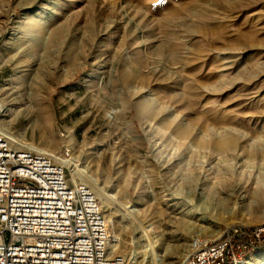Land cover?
I'll return each instance as SVG.
<instances>
[{"label": "rangeland", "instance_id": "obj_1", "mask_svg": "<svg viewBox=\"0 0 264 264\" xmlns=\"http://www.w3.org/2000/svg\"><path fill=\"white\" fill-rule=\"evenodd\" d=\"M225 1L0 0V127L75 167L114 254L129 258L136 211L159 243L136 264H181L194 238L264 225V2Z\"/></svg>", "mask_w": 264, "mask_h": 264}, {"label": "built area", "instance_id": "obj_2", "mask_svg": "<svg viewBox=\"0 0 264 264\" xmlns=\"http://www.w3.org/2000/svg\"><path fill=\"white\" fill-rule=\"evenodd\" d=\"M16 145L0 128V264H130L111 251L115 238L92 190L59 161ZM263 245L264 225L194 238L181 264H244Z\"/></svg>", "mask_w": 264, "mask_h": 264}, {"label": "bare ground", "instance_id": "obj_3", "mask_svg": "<svg viewBox=\"0 0 264 264\" xmlns=\"http://www.w3.org/2000/svg\"><path fill=\"white\" fill-rule=\"evenodd\" d=\"M240 1H242V0H226L225 2H226V4L224 5L225 6V8H229V9H240V6H239V4H240ZM246 2H247V4L246 5H249V6H253V5H256V4H258V3H260V2H264V0H245ZM58 6V4L55 2V3H53V7L54 8H56ZM199 10L198 12H196L197 10ZM182 10V9H181ZM184 10L189 14V15H192L193 17H195L196 19H198V20H201V19H203L204 18V16H205V13H206V11H205V5L204 4H199V3H192V4H190L189 5V7H185L184 8ZM183 11V10H182ZM174 13H175V11H174ZM170 15V14H169ZM39 16V15H38ZM250 22V21H249ZM250 27H251V29L247 32V34H241L240 32H239V34L237 35V43H241V42H243L244 41V39H248V40H253V39H255L256 37V32H257V30L254 28V25L253 24H251L250 25ZM247 29V28H246ZM167 35V34H166ZM169 35V34H168ZM167 38V37H166ZM169 38V37H168ZM167 38V39H168ZM170 41V40H169ZM170 50L172 51L173 49H172V47H170ZM1 128V127H0ZM2 130H4L3 128H1ZM188 132H189V130H188V128H183L181 131H180V134L181 135H188ZM41 138L43 139V140H45L46 139V135H41ZM224 143H225V141H224ZM226 144V143H225ZM45 155V154H44ZM60 163H62L63 165H65L66 167H69V168H74L73 170H72V168H71V170L73 171V173L74 174H78L79 172L75 169V167L74 166H72L70 163H69V161H63V160H60L59 161ZM129 209V208H128ZM135 214H136V211L134 210V209H129V210H127L126 211V213L124 214V215H126L125 216V219L127 220V222L129 221L130 223H131V225H133V226H135V230L137 231V234H138V236H137V238H135V236L132 238V241L130 242L129 241V243H128V245H129V248H128V251H130L129 252V262H130V264H136L137 263V261H138V259H139V257H138V254H137V252H136V249H138L139 247H140V245L143 247V249H145L146 250V254H147V256L148 257H158V254H156V248H157V246H158V240H156V239H150L149 241H147V242H144V238L143 237H145V235L146 234H148L149 235V232H150V228L148 229L147 227H149V226H143L142 224H140L137 220H136V218H135ZM151 233V232H150ZM150 235H152V234H150ZM147 238V237H146ZM146 238H145V240H146ZM140 240H141V242H140ZM114 243H116L117 244V239H114ZM139 245V246H138ZM116 245L114 244V246L113 247H115ZM144 250V251H145ZM112 252H114V251H112ZM126 257V256H125ZM127 258H128V256H127ZM153 259V258H152ZM154 261H156L155 259H154ZM153 262V261H152ZM152 262H150V261H148L147 262V264H155V263H152ZM146 264V263H145ZM156 264H159V260H157L156 261Z\"/></svg>", "mask_w": 264, "mask_h": 264}, {"label": "trees", "instance_id": "obj_4", "mask_svg": "<svg viewBox=\"0 0 264 264\" xmlns=\"http://www.w3.org/2000/svg\"><path fill=\"white\" fill-rule=\"evenodd\" d=\"M262 248H264V245L262 246Z\"/></svg>", "mask_w": 264, "mask_h": 264}]
</instances>
